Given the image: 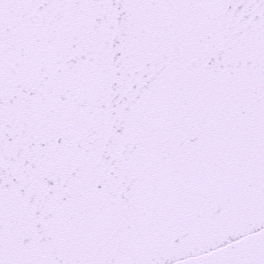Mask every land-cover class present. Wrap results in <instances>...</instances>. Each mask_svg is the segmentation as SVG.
Returning <instances> with one entry per match:
<instances>
[{"label":"snow or ice","instance_id":"6c2138e0","mask_svg":"<svg viewBox=\"0 0 264 264\" xmlns=\"http://www.w3.org/2000/svg\"><path fill=\"white\" fill-rule=\"evenodd\" d=\"M0 264H264V0H0Z\"/></svg>","mask_w":264,"mask_h":264}]
</instances>
